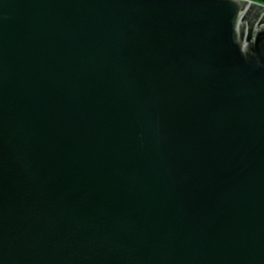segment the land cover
Listing matches in <instances>:
<instances>
[{
    "label": "water",
    "instance_id": "1",
    "mask_svg": "<svg viewBox=\"0 0 264 264\" xmlns=\"http://www.w3.org/2000/svg\"><path fill=\"white\" fill-rule=\"evenodd\" d=\"M0 264H264V4L0 0Z\"/></svg>",
    "mask_w": 264,
    "mask_h": 264
},
{
    "label": "trees",
    "instance_id": "2",
    "mask_svg": "<svg viewBox=\"0 0 264 264\" xmlns=\"http://www.w3.org/2000/svg\"><path fill=\"white\" fill-rule=\"evenodd\" d=\"M253 1H256V2L264 4V0H253Z\"/></svg>",
    "mask_w": 264,
    "mask_h": 264
}]
</instances>
